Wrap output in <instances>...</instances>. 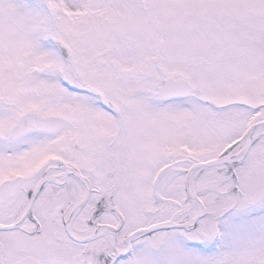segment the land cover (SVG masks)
Here are the masks:
<instances>
[{"label": "snow or ice", "instance_id": "obj_1", "mask_svg": "<svg viewBox=\"0 0 264 264\" xmlns=\"http://www.w3.org/2000/svg\"><path fill=\"white\" fill-rule=\"evenodd\" d=\"M0 264H264V0H0Z\"/></svg>", "mask_w": 264, "mask_h": 264}]
</instances>
